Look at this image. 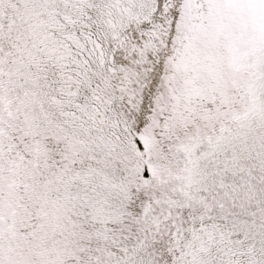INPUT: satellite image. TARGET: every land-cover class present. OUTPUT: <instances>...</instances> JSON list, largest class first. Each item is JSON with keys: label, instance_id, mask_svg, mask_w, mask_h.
<instances>
[{"label": "snow or ice", "instance_id": "snow-or-ice-1", "mask_svg": "<svg viewBox=\"0 0 264 264\" xmlns=\"http://www.w3.org/2000/svg\"><path fill=\"white\" fill-rule=\"evenodd\" d=\"M0 264H264V0H0Z\"/></svg>", "mask_w": 264, "mask_h": 264}]
</instances>
